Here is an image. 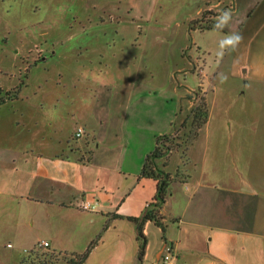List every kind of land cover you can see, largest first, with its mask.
Here are the masks:
<instances>
[{"label":"rangeland","instance_id":"obj_1","mask_svg":"<svg viewBox=\"0 0 264 264\" xmlns=\"http://www.w3.org/2000/svg\"><path fill=\"white\" fill-rule=\"evenodd\" d=\"M230 4V0H0V150L5 147L23 148L29 143L35 145L43 133L36 130L19 135L13 119L16 113L11 105L4 106L3 103L17 98L23 102L31 100L28 109L24 107L26 103L20 102L13 108H21L16 112L21 110L28 123L32 122V117L41 120L48 116L47 105L56 98V94H61L56 89L62 84L77 86V72L87 62L88 67L84 71L97 85L117 87L116 84L123 83L122 86L128 87L133 86L132 83H144L150 85L152 91L142 96L155 102L156 112H164L166 108L171 113L177 106V118L173 116L167 133L172 137L167 143L170 150L161 148L165 153L157 160V167L169 174L170 182L177 177L174 172L177 167L185 166L187 149L198 133L200 139L196 143L200 148L201 137L206 131L222 137L236 132H264V124L255 127L258 115L264 122V110L259 106L264 100L261 95L264 92L241 93L245 88L243 76L247 75L245 71L249 61L259 68L264 64V41L260 40V46L250 40L248 28L251 20H245L244 7L224 28H238L239 19L241 24H245L240 32L245 36L235 50L219 55V42L228 33L215 27L204 28L216 22L218 12L229 8ZM89 66L94 69L91 71ZM223 76L227 79L221 82ZM76 89L69 88L63 92L67 94L68 101L76 99ZM38 100L43 101L45 114L36 108ZM66 103L69 104L60 102L57 106L56 115L63 119L67 116L66 110L70 109ZM201 104L205 109L210 104L211 120L207 126L202 124L197 130L192 124V116ZM76 106L74 103V108ZM59 128L62 129L61 122ZM210 141L215 143L210 158L213 161L220 159L217 163L221 171H208V176L215 173V179L217 173L225 175L229 171L227 168L239 162H231L233 151L228 152L219 144V151L214 150L217 141L215 138ZM227 141L233 142L234 139ZM235 156L239 155L235 153ZM240 166L242 170L228 177L245 181L249 172L245 170L244 163ZM8 173L0 161V264H18L16 259L23 256H27L25 262L30 264L52 261L73 264L70 261L73 254H58L47 248L35 249L37 242L53 238L49 228L56 221L44 205L27 204L3 193L8 190ZM182 228H185L184 233ZM197 229L201 228L170 222L166 235L174 240L175 233L178 236L181 232L187 246L189 236ZM146 230L150 251L154 254L159 250L166 226L164 224L162 231L149 222ZM124 238L130 245L118 251L110 242L93 251L96 241L89 244L87 249L91 254L87 263L132 264L131 257L135 250L138 251L141 240L136 238L137 246L132 247L134 240H129L126 235ZM230 239L228 249L231 252L236 242ZM7 243L10 246L7 247ZM174 255L175 252L173 264ZM184 255H187L185 251L181 256L178 254L175 264H181Z\"/></svg>","mask_w":264,"mask_h":264},{"label":"crops","instance_id":"obj_2","mask_svg":"<svg viewBox=\"0 0 264 264\" xmlns=\"http://www.w3.org/2000/svg\"><path fill=\"white\" fill-rule=\"evenodd\" d=\"M230 2L232 4L227 9H231L232 16L244 7L242 13L245 20H251L248 28L250 40L261 46L264 41V0ZM237 25L238 28L222 31L240 33L245 24H241L239 19ZM262 58L264 61V56ZM256 65L249 61L245 71L247 75L243 76L245 88L241 93L264 92V64L262 68ZM86 66L88 62L77 72V86L62 84L56 89L61 94H56V98L47 105L48 116L41 120L32 117V122L28 123L21 110L16 112L21 108H13L14 104L20 102L26 103L24 107L28 109L31 100L23 102L17 98L3 103L4 106L11 105L16 113L13 119L19 135L43 131L35 145L29 143L23 148H1L0 161L9 172L8 190L3 193L27 204L44 205L56 222L49 228L53 238L43 240L48 241V250L65 255L83 254L94 241L91 251L108 242L118 251L130 245L124 235L134 240L132 247L137 246L136 222L133 219L143 214L157 188V181L143 176L141 169L146 156L155 148L157 137L169 132L173 116L177 118L178 115L177 106L173 110L175 113H170L166 108L164 112H156L155 102L144 98L148 91H152L150 85H97L84 71ZM89 68L91 71L94 69L92 66ZM80 77L85 80L81 81ZM76 87V99L68 101L67 94L63 92ZM261 95L264 96V93ZM60 102H69L66 106L70 109L66 110L64 119L56 115ZM259 106L264 110V100ZM43 107V101L38 100L36 108L42 109L45 114ZM206 109L207 119L203 127L211 120L210 104ZM262 121L258 115L255 127L263 125ZM60 122L62 129L59 128ZM40 123L41 126L38 125ZM78 127L83 132L76 137ZM199 135L187 149L185 166L177 167L174 171L177 177L169 184L165 202L159 211L166 231L162 232L159 250L154 254L150 251L146 230V225L152 221L144 224L146 245L140 264H164L161 255L165 243L173 247L174 264L178 262V254L181 256L183 251L187 255H184L181 264H259L258 261L264 264V132H236L222 137L221 134L206 131L205 136L201 137L202 147L198 148L196 141H199ZM211 138L217 141L214 150L219 151V144L226 151H233L231 162H239L227 168L229 171L225 175L222 173L219 176L217 173L215 179V173L208 176V171L220 172L217 163L220 159L213 161L210 158L215 145L211 143ZM230 139L234 141H227ZM235 153L239 156H235ZM157 160L156 166L159 164ZM241 163L249 172L246 180L228 177L242 170ZM82 200L95 203L96 208L80 209L78 205ZM167 221L178 226L186 223L201 229L189 236L190 242L186 246L182 235L185 228L178 236L176 232L175 239L171 240L166 235ZM208 235H211L209 239ZM230 238L236 242L231 252L228 249ZM91 251L80 264H88ZM137 255L138 251L135 250L131 257L132 264H138ZM26 258L20 257L16 262L30 264L25 262ZM48 264L58 263L52 261Z\"/></svg>","mask_w":264,"mask_h":264},{"label":"trees","instance_id":"obj_3","mask_svg":"<svg viewBox=\"0 0 264 264\" xmlns=\"http://www.w3.org/2000/svg\"><path fill=\"white\" fill-rule=\"evenodd\" d=\"M215 22H211L208 26L204 28H212L214 27ZM207 119L206 109L203 107V104L198 105L192 116V124L198 129H200L201 125L205 123ZM195 136V135H194ZM172 140V137L168 134L160 135L157 137V144L153 151H151L145 159L143 167L141 169V174L146 177L153 178L157 181L156 183V193L153 197V200L147 204V208L143 212V214L139 218H134L133 220L136 222V230H137V238L141 240L140 246L138 249V264H140L146 245V239L143 232L144 224L147 221H152L155 225L159 226L162 231H164V224L161 221L160 208L162 204L165 202V198L167 196L168 187L170 183L169 174L164 172L161 168H158L155 165V160L162 157L165 152L161 151V148L165 150H170V146L167 144ZM161 142V143H160ZM89 249H87L82 255L76 254L70 258V261L73 264H80L83 262L85 257L87 256ZM79 259V260H78ZM44 264L46 262H43Z\"/></svg>","mask_w":264,"mask_h":264},{"label":"clouds","instance_id":"obj_4","mask_svg":"<svg viewBox=\"0 0 264 264\" xmlns=\"http://www.w3.org/2000/svg\"><path fill=\"white\" fill-rule=\"evenodd\" d=\"M232 19V11L231 9H221L216 17L215 29L223 30L228 26ZM243 37L239 32H230L228 33L220 42H219V55H223L225 51L235 50ZM227 76H223L221 82L226 81Z\"/></svg>","mask_w":264,"mask_h":264},{"label":"built area","instance_id":"obj_5","mask_svg":"<svg viewBox=\"0 0 264 264\" xmlns=\"http://www.w3.org/2000/svg\"><path fill=\"white\" fill-rule=\"evenodd\" d=\"M82 132L83 129L81 127H78L75 132L76 137H79ZM78 206L82 210H91L96 208V204L88 200H82ZM48 245H49L48 241L41 240L37 242L34 246L35 249H45L48 247ZM8 246H10V244H8ZM26 253H29L28 250ZM161 259L164 264H173V247L170 243H165L164 250L161 255Z\"/></svg>","mask_w":264,"mask_h":264}]
</instances>
